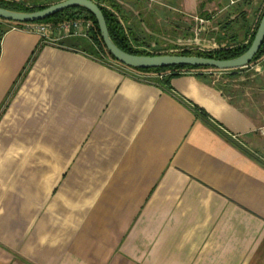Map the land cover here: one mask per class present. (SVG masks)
I'll return each instance as SVG.
<instances>
[{"label":"crops","instance_id":"0c3cea01","mask_svg":"<svg viewBox=\"0 0 264 264\" xmlns=\"http://www.w3.org/2000/svg\"><path fill=\"white\" fill-rule=\"evenodd\" d=\"M115 1L146 44L229 0ZM91 52L3 38L0 264H264V117L196 75L170 93Z\"/></svg>","mask_w":264,"mask_h":264},{"label":"rangeland","instance_id":"374dc122","mask_svg":"<svg viewBox=\"0 0 264 264\" xmlns=\"http://www.w3.org/2000/svg\"><path fill=\"white\" fill-rule=\"evenodd\" d=\"M62 1L65 0H28V7L51 6ZM234 3L230 0L227 1L225 7H228V9L222 13L218 9L223 7L217 4L218 6L211 8L213 11L210 14L199 15L198 18L201 17L205 22L208 21L206 25L201 27V31L199 30L200 23L191 17L187 20L181 19L179 24L171 30H169L171 26L167 24L162 25L159 32L155 30V27H149V32H143L142 36L144 35V37L141 41H145L148 46L152 42L156 43L155 47L157 46V48H154L149 53L161 51L163 54L170 51V46H177V44L185 45L182 48L179 47L181 49L213 52L232 45L234 44L233 42L244 43V35L248 30L250 31L251 25L255 24L256 27L261 18L264 0H254L252 2L248 0L245 3ZM232 17L235 18L232 20ZM175 28H179L180 31L174 30ZM152 34H158L160 37L164 35L168 39L163 41L157 35ZM158 39L162 41L161 46L157 45ZM83 40H85L86 44L91 43L89 40ZM195 44L200 45V47L192 48L191 45ZM231 71L206 72L205 76L209 85L216 88L218 84L223 83L222 90H218L224 96L236 102L237 105L244 108L247 112L252 113L259 121H262L264 117V56L246 68L236 72ZM154 77V75H148V80Z\"/></svg>","mask_w":264,"mask_h":264},{"label":"trees","instance_id":"16d2710c","mask_svg":"<svg viewBox=\"0 0 264 264\" xmlns=\"http://www.w3.org/2000/svg\"><path fill=\"white\" fill-rule=\"evenodd\" d=\"M93 1L97 3V5L103 11V14L107 21L111 38L113 39L115 44L123 51L129 54L139 55V56L172 55V56H195L202 58H211L221 61L233 60L241 57L249 50V48L251 47L254 41L256 33L259 29L261 20L264 17V8H263L261 18L258 21L253 32L250 33L249 42L247 44L233 42L234 44L226 46L224 48H221L213 52H203L197 49H181L179 48L180 46L177 45V46H170L169 49L170 51H167L164 54L161 51L156 53H149L134 48V45L138 47H150V45L148 46L145 43L142 44L140 42V39L135 37L133 30L127 25L125 17L122 15L121 6L115 0H93ZM0 7L16 12L31 13V12H37L43 10L45 8H48L49 6L42 5L36 7H24L19 5L5 4V5H0ZM201 15L203 16L205 14L203 13ZM82 20L90 21L93 25L92 39L98 50L92 46V52L90 53L91 56H93L95 59L108 66H111V62L116 63L118 66L122 67L123 69L129 70L138 76L148 77V75L149 76L154 75L155 76L154 78H149V80L148 79L146 80L158 85L159 87L170 93H171V81L174 78L185 75H196L197 77L208 81L205 76L206 72L211 73V72L220 71L212 68H194V67H184V66H176L165 69H151V70H135L125 67L124 65L117 62L105 47L96 18L91 13H89L88 11L82 8H72L65 10L59 14H56L51 18H48L38 23L61 25L66 22L82 21ZM3 32L4 30H1V35L3 34ZM100 53H103L106 59H103ZM262 56H264V44L259 54L252 63L258 61ZM237 70H241V69H236L235 71H231V70H223V71L236 72ZM222 87H223V83L217 85V88L220 90H222Z\"/></svg>","mask_w":264,"mask_h":264},{"label":"water","instance_id":"95a60500","mask_svg":"<svg viewBox=\"0 0 264 264\" xmlns=\"http://www.w3.org/2000/svg\"><path fill=\"white\" fill-rule=\"evenodd\" d=\"M82 8L97 20L105 47L112 57L125 67L135 70L165 69L176 66L212 68L216 70H236L248 67L259 54L264 44V17L249 50L239 58L221 61L195 56H139L120 49L111 38L103 11L93 0H65L37 12H16L0 7V19L14 23H36L44 21L65 10Z\"/></svg>","mask_w":264,"mask_h":264},{"label":"built area","instance_id":"2783aa9c","mask_svg":"<svg viewBox=\"0 0 264 264\" xmlns=\"http://www.w3.org/2000/svg\"><path fill=\"white\" fill-rule=\"evenodd\" d=\"M5 4H12V5H19L28 7V0H0V5ZM195 21L200 23L198 29L201 31V27L206 25L207 22L204 21V19L195 17ZM92 23L87 20L82 21H72V22H66L61 25H53V24H43V23H13L8 22L5 20L0 19V56H1V47L3 38L5 35L9 32H20L24 34L29 35H36L39 36L45 43L49 44H57L60 42H63L69 38H80V39H86L89 40L92 45L97 49L96 45L94 44V41L92 39ZM1 30H4L3 34L1 35ZM181 48L185 45H178ZM192 48H199L200 45H191ZM134 48L141 51L146 52H152L151 50H154L155 47H138L134 45ZM98 50V49H97ZM101 57L103 59L105 58V55L103 53H100ZM117 65L116 63L111 62V66ZM137 78L141 79H148L146 76H138L135 75Z\"/></svg>","mask_w":264,"mask_h":264}]
</instances>
